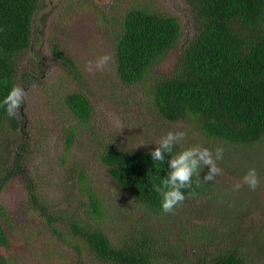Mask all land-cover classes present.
<instances>
[{
  "label": "rangeland",
  "instance_id": "374dc122",
  "mask_svg": "<svg viewBox=\"0 0 264 264\" xmlns=\"http://www.w3.org/2000/svg\"><path fill=\"white\" fill-rule=\"evenodd\" d=\"M134 6L178 17L182 35L145 79L128 84L117 74L115 49L123 17ZM196 15L188 0L40 1L33 45L18 64L17 85L27 92L16 113L23 128L0 135V159L8 166L21 153L32 180L29 190L25 175H15L0 193L10 226V245L0 246V264L4 258L7 264H78V258L80 264H104L87 253L73 231L71 224L78 220L99 224L114 243L134 229L156 234L174 247L162 249L156 264H180L178 256L195 261L231 247L239 248L248 264H264V137L251 146L211 138L191 116L162 118L152 99L157 77L173 71L184 45L198 33ZM104 54L111 56L110 63L96 68V59ZM66 58L76 71H70ZM75 92L90 100L88 120L75 116L65 103ZM170 130L186 131L181 147L199 144L213 152L222 147L217 161L222 171L213 181L199 179L202 192L173 212L151 214L114 182L102 155L110 149L148 150ZM252 167L260 177L258 187L236 189ZM208 170L206 165L201 178ZM95 196L102 208L96 218L89 210Z\"/></svg>",
  "mask_w": 264,
  "mask_h": 264
},
{
  "label": "trees",
  "instance_id": "16d2710c",
  "mask_svg": "<svg viewBox=\"0 0 264 264\" xmlns=\"http://www.w3.org/2000/svg\"><path fill=\"white\" fill-rule=\"evenodd\" d=\"M40 1L0 0V100L18 84L19 59L33 45V21ZM188 1L197 14L199 30L184 45L173 71L160 74L153 84L155 109L169 121L193 117L211 138L235 145L256 144L264 137V0ZM122 21L115 49L117 74L123 82L135 84L177 45L182 26L174 15L139 6L130 8ZM66 60L70 71H76L73 60ZM65 103L81 120L91 117L86 94H68ZM22 123V117H8L0 108V135L7 129L20 132ZM22 158L21 153L16 154L8 166L0 159V193L19 174L25 175L31 189ZM102 161L114 182L147 212L163 213L154 185L166 174L165 162H153L148 150L142 149H110ZM197 180L194 176L191 188L184 189L186 198L202 192ZM101 209V201L93 197L89 210L94 218ZM8 220V209L0 203V246L4 247L10 245ZM71 227L87 253L104 264H156L163 257L162 249L174 250L142 229H134L114 243L103 227L91 221L78 220ZM168 255L175 258L171 252ZM178 260L180 264H248L247 256L235 247L218 249L195 261L180 256ZM1 264H7L6 258Z\"/></svg>",
  "mask_w": 264,
  "mask_h": 264
},
{
  "label": "clouds",
  "instance_id": "9594fccd",
  "mask_svg": "<svg viewBox=\"0 0 264 264\" xmlns=\"http://www.w3.org/2000/svg\"><path fill=\"white\" fill-rule=\"evenodd\" d=\"M109 54L98 57L95 61L96 68H103L111 61ZM90 72L94 71L89 64ZM26 89L13 84L7 95L0 100V108L4 109L8 117H14L21 106L26 102ZM184 130L168 131L159 140L152 142L155 146L148 148V153L153 162H165L167 164L166 174L154 185L155 191L160 197L161 210L164 213L173 212L182 204L187 194L184 189L191 188L193 177L203 179L205 182L213 181L222 169L217 161L223 157V148L217 147L215 152L206 146L199 144L181 147V141L186 137ZM142 143L140 145H147ZM209 170L201 178V171L205 166ZM260 183V177L255 167L249 168L242 177V183L238 182L234 187L239 189L242 184L247 185L250 190H255Z\"/></svg>",
  "mask_w": 264,
  "mask_h": 264
}]
</instances>
